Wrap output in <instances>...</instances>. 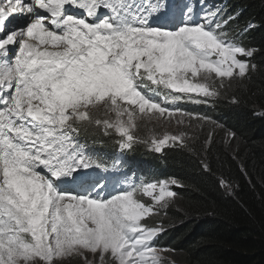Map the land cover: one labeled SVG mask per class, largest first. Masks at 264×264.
Here are the masks:
<instances>
[{"label": "snow or ice", "instance_id": "6c2138e0", "mask_svg": "<svg viewBox=\"0 0 264 264\" xmlns=\"http://www.w3.org/2000/svg\"><path fill=\"white\" fill-rule=\"evenodd\" d=\"M73 6L85 15L71 14ZM168 7V0H0V264H59L54 258L83 249L99 251L102 264L104 254L114 258L108 264H160L154 245L162 230L141 225L151 208L133 199L138 189L105 199L62 192L55 180L73 173L86 180L78 170L95 163L74 135L88 105L112 109L115 124L96 123L122 133L130 148L120 117L130 125L135 109L122 101L163 115L167 108L141 89L155 85L173 101L215 96L211 83L194 80L198 74L243 78L255 69L256 49L225 31L235 17L209 8L201 22L155 26ZM167 140L154 141L156 150ZM169 184L178 182H160L156 196V183L143 191L161 201L175 195Z\"/></svg>", "mask_w": 264, "mask_h": 264}, {"label": "trees", "instance_id": "16d2710c", "mask_svg": "<svg viewBox=\"0 0 264 264\" xmlns=\"http://www.w3.org/2000/svg\"><path fill=\"white\" fill-rule=\"evenodd\" d=\"M218 2L225 4L227 15L235 17L229 21L232 34L242 45L246 42L244 47L256 49L250 60L255 69L218 89L210 88L218 93L212 103L204 102L203 93L196 98L186 95L178 113L188 110L196 115L195 121L207 126L202 132L191 130V138L183 144L173 139L162 150H154L148 140L139 137L141 127H134L129 134L141 140L128 149L134 154L125 161L138 172L148 173L146 153L152 164L165 166L167 181L178 182L167 186L174 196L161 201L149 197L153 207L145 219L162 230L156 239L170 236L168 255L178 264H264V0ZM194 99L198 100L192 104ZM94 119L83 120L78 131L114 137L115 153L125 149L122 140L126 137L96 123L105 120ZM166 135L173 138L178 133ZM86 153L93 158L91 152ZM157 173H150L146 181L157 184L153 196L164 181L161 172ZM142 199L147 202L148 196ZM72 263L81 264L78 260L63 262Z\"/></svg>", "mask_w": 264, "mask_h": 264}, {"label": "rangeland", "instance_id": "374dc122", "mask_svg": "<svg viewBox=\"0 0 264 264\" xmlns=\"http://www.w3.org/2000/svg\"><path fill=\"white\" fill-rule=\"evenodd\" d=\"M128 2L132 3L135 2V0H130ZM188 4L194 7V13L187 12L185 5ZM209 8L220 10L217 13L218 16H221L223 18L229 17V15L226 14L227 7L225 6L224 3H219L218 0H177L175 6H169L167 10L173 12L176 11L179 14L177 20L175 19L172 22H170L167 15L162 14L157 17H154L157 21L155 26H167L174 28L179 26V24L188 21L189 19L194 20L195 22H201L204 12L207 11ZM229 27H230V22L227 25V29L225 30L227 34L231 37V39L234 42L240 43V41L238 40L239 37L236 34H232ZM245 44L246 42L243 43L244 46ZM236 78H237L236 73H234L233 77H223V78L219 76H215L214 74H209L208 79L205 80L202 75L198 74V76L195 77L194 80L196 82L211 83L214 89H218L217 87H220L224 82L234 81ZM141 91L142 94L152 97L153 103H159L160 107H162L163 100L158 99V98H162L161 95H157L158 98H156L155 92L153 91L145 90V89H141ZM173 93L177 94L176 91H173ZM168 98H169V106L167 110H169V113L166 112L163 115L159 114V109L146 107L143 112H140L138 105L129 106L127 101L121 102L125 105L128 111H133V109H135L132 115V120L130 125L127 123L128 121L127 114H124L120 117L121 121L125 122V126L128 127V131L133 130L134 127L136 128V126L139 125L141 127V133L139 134V137L148 140V146H151L152 149L154 150H156V148L153 142L160 141V137L162 134L176 132L178 133L179 136L183 138L184 141L187 140L189 141V139L191 138V132H188L186 134L181 130L189 131V130H195V128H199L198 131L202 132L204 131L203 129H206L207 126L204 122L203 124H201L198 121L189 123L188 117L191 115H185V114L182 115V113L178 114L177 112H172L173 111L172 100L170 96ZM197 100L198 99H194L195 102H197ZM90 116L94 117L95 119L107 120L108 122H110L109 123L110 125L115 124L117 122L116 114L112 111V109L104 106L103 102H97L87 106L85 119H88ZM191 118L197 119L196 116H191ZM77 123L79 124V126L84 125V121L77 120ZM144 127H146L145 132H143ZM83 132L84 135H82L78 130L74 133L76 142L82 146L83 150H85L86 152H91L94 158H103V157L108 159L113 158L117 146L116 140L113 139L114 137L111 138L106 137L107 139L104 137H97L92 134L86 133L85 129ZM90 135L92 137H90ZM101 135L103 136L105 135V133L101 131ZM121 135L123 134L121 133ZM165 145L166 142L164 143L163 146ZM117 159L119 162L121 161V158L119 156L117 157ZM90 160L94 161L93 159ZM98 165H102V164L95 162L92 165V167L88 169L78 170L81 172L82 171L84 172L85 170H90L91 173L93 174V177L96 178L95 179L96 183H93L91 187L90 186L79 187L78 190L80 192L76 194L92 193L93 195H95L96 193H99L105 199H107L123 191H132L133 188H136L138 190L143 189L144 186L150 184V182H144L138 176V170L136 168H134L133 173L122 171L119 173L117 177L113 176L111 179H108L106 178L107 167L104 165L102 166H98ZM72 175H75V173H73ZM71 178L77 184H80L83 181L89 183L88 178L86 180H77L76 175L72 176ZM55 184L58 187V190L62 192L66 191L62 189L60 186H58L56 182ZM102 187L104 188V190H101ZM136 192H134L133 199H136ZM141 225L143 226V223H141ZM145 225L152 226L151 224H145ZM158 252L159 255H157V257L160 258L163 255V253L162 251H158ZM151 258L152 257H147V259H151ZM166 258L170 260L173 264H177V261L174 260V258L171 259L169 256H167ZM54 259L55 261L59 262V264H63V262L70 263V262H74L75 260H78V262H80L81 264H102L99 251L93 253L91 252V250L88 249H83L82 254L81 252H77L73 250L69 253H65L64 255L56 257ZM112 259L114 258L109 256L108 254H104L103 264H108V262L111 261Z\"/></svg>", "mask_w": 264, "mask_h": 264}, {"label": "clouds", "instance_id": "9594fccd", "mask_svg": "<svg viewBox=\"0 0 264 264\" xmlns=\"http://www.w3.org/2000/svg\"><path fill=\"white\" fill-rule=\"evenodd\" d=\"M241 44V43H240ZM155 91H157V93L158 94H162V93H164V92H162V91H160L157 87L156 88H153ZM173 91H176V90H173ZM178 94V93H177ZM193 94V96H195V97H197V96H199L200 94H202V93H192ZM214 99H215V96H209V97H205L204 98V102L206 103H212L213 101H214ZM172 100V99H171ZM200 101V100H199ZM185 101H184V97H182L179 101H173L172 100V106H173V111L172 112H177L178 113V111H179V108H181V106H182V104L184 103ZM192 104H194V101H192ZM167 106V108H168V106H169V98H167V99H164V101H163V105H162V108H164V107H166ZM207 107H210V106H207ZM206 110H209L208 108L206 109ZM166 112H168L169 113V110H167ZM182 114H185V115H191V116H196V115H194V114H192L190 111H188V110H186V111H184V112H181ZM179 114V113H178ZM188 120L189 121H191V122H194L196 119H189L188 118ZM188 121V122H189ZM190 123V122H189ZM181 131H183V132H185L186 134L188 133V132H191V130H189V131H184V130H181ZM164 137H163V139L162 140H164L165 139V137H168V140L166 141V145L165 146H163L160 150H162L164 147H166V146H168L169 144H171V141L173 140L172 138H170L168 135H163ZM179 136V135H178ZM180 137V141H181V143L183 144L185 141L183 140V138L181 137V136H179ZM133 140L136 142V141H139V140H141L139 137H135V136H133ZM134 153L133 152H131V151H129V150H127V151H125L123 154H121V155H114L113 156V158H112V160H109V162H112V161H115V162H118V163H122V164H125L128 168L129 167H132V165H130V164H128L125 160H127V161H130L129 159H128V155L130 156V155H133ZM144 155V158L147 160V162H146V164H150V165H153V167L157 170V171H160L161 172V174H162V176H163V180L164 181H167L168 180V178H169V176H167L166 175V168H165V166H161V165H158V166H155L154 164H152L151 162L150 163H148V157H147V154L145 153V154H143ZM120 157L121 158V161L119 162L118 161V159H117V157ZM168 169H169V167H168ZM117 170H120V169H117ZM168 191H171L170 189H168ZM144 195H147V193L146 192H144L143 191V189H139L137 192H136V200H139L141 203H144L147 207H150L151 208V210H152V207H153V203H152V201L150 200V198H149V196H148V200H147V202H145L143 199H142V197L144 196ZM147 216H148V213H147V215L146 216H144V217H142L141 218V223H144V224H147L146 222H145V219L147 218ZM153 227H155V226H153ZM168 238H170V236L169 237H166L163 241H160V240H158V239H156V241H155V245H154V247H155V250H156V255H159V252L158 251H162V253H163V255L160 257V258H158L159 259V261L161 262V264H173L170 260H168L166 257L167 256H169L168 254H169V252L171 251V249L168 247V246H170V244L172 243L171 241H169L168 240ZM159 243V244H158ZM172 259V258H171ZM178 264V263H177Z\"/></svg>", "mask_w": 264, "mask_h": 264}, {"label": "bare ground", "instance_id": "6f19581e", "mask_svg": "<svg viewBox=\"0 0 264 264\" xmlns=\"http://www.w3.org/2000/svg\"><path fill=\"white\" fill-rule=\"evenodd\" d=\"M73 10H75V7L73 6V8H72ZM168 13V12H167ZM172 16L173 17H177L178 15H177V13H176V15L175 14H172ZM175 22V21H174ZM101 190H104V188L102 187L101 188ZM86 192V191H85ZM143 226H146L144 223H143ZM159 244V243H158Z\"/></svg>", "mask_w": 264, "mask_h": 264}]
</instances>
